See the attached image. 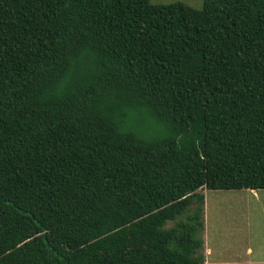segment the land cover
<instances>
[{"label":"trees","instance_id":"trees-1","mask_svg":"<svg viewBox=\"0 0 264 264\" xmlns=\"http://www.w3.org/2000/svg\"><path fill=\"white\" fill-rule=\"evenodd\" d=\"M206 189L264 190V0H0V264H205Z\"/></svg>","mask_w":264,"mask_h":264},{"label":"rangeland","instance_id":"rangeland-1","mask_svg":"<svg viewBox=\"0 0 264 264\" xmlns=\"http://www.w3.org/2000/svg\"><path fill=\"white\" fill-rule=\"evenodd\" d=\"M156 5L182 2L201 10L204 0H151ZM153 129V128H151ZM205 196V217L211 232L212 256L204 254L206 261L217 264H232L243 261L246 256L251 261H264V190L249 198H220L218 194L249 195L238 191H201ZM205 236V234H204ZM210 246V244H209ZM248 248L253 254H247ZM238 257V258H236Z\"/></svg>","mask_w":264,"mask_h":264},{"label":"crops","instance_id":"crops-1","mask_svg":"<svg viewBox=\"0 0 264 264\" xmlns=\"http://www.w3.org/2000/svg\"><path fill=\"white\" fill-rule=\"evenodd\" d=\"M260 191H262V190H241V191H238V192L247 193L249 195L218 194V197H220V198H247L248 197L249 198V196H251V195H254V196L258 195V193H260ZM205 204H206V202H205ZM205 206H204V218H205V232H204L205 236H204V241H205V249L207 251V255L212 256L213 253H214V250L212 249L211 242H210L211 232L207 228V224H206ZM209 244H210V246H209ZM251 253L253 254V250L251 248H248L247 254H251ZM236 258H238V257H236ZM205 264H217V263H216V261L212 262L210 260L209 261L207 260V261H205ZM220 264H223V263H220ZM232 264H264V261L263 262H254V261H251V257L250 256H246V257L243 258V261H237V262H234V263L232 262Z\"/></svg>","mask_w":264,"mask_h":264}]
</instances>
